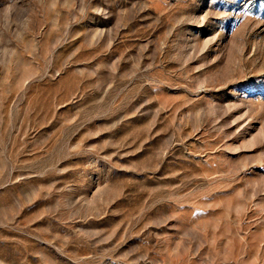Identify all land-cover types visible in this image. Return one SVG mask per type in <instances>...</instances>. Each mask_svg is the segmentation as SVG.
Wrapping results in <instances>:
<instances>
[{
    "label": "rangeland",
    "instance_id": "1",
    "mask_svg": "<svg viewBox=\"0 0 264 264\" xmlns=\"http://www.w3.org/2000/svg\"><path fill=\"white\" fill-rule=\"evenodd\" d=\"M0 264H264V0H0Z\"/></svg>",
    "mask_w": 264,
    "mask_h": 264
}]
</instances>
